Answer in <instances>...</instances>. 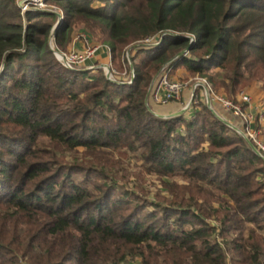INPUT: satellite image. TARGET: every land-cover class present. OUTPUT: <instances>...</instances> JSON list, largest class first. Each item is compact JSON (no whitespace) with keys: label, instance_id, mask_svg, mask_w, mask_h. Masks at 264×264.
Returning a JSON list of instances; mask_svg holds the SVG:
<instances>
[{"label":"trees","instance_id":"trees-1","mask_svg":"<svg viewBox=\"0 0 264 264\" xmlns=\"http://www.w3.org/2000/svg\"><path fill=\"white\" fill-rule=\"evenodd\" d=\"M47 3L63 13L59 49L79 22L118 69L128 48L160 39L132 50L131 82L113 81L57 57L56 13L0 0V264H264V156L201 86L191 116L148 102L164 68L233 101L253 82L264 91V0ZM144 173L168 196L151 200Z\"/></svg>","mask_w":264,"mask_h":264},{"label":"built area","instance_id":"built-area-1","mask_svg":"<svg viewBox=\"0 0 264 264\" xmlns=\"http://www.w3.org/2000/svg\"><path fill=\"white\" fill-rule=\"evenodd\" d=\"M18 3L20 7L22 8L23 12L27 10H55L57 7H51L47 0H18ZM22 4V5H21ZM160 37L155 36L148 38L144 41H141L137 43V46L142 47H148L153 44H157L159 42ZM194 40V39H192ZM136 46V47H137ZM53 50L55 51L57 57L69 68L71 69H79L86 61V69H96L100 68L103 65H97V64H87L88 61L96 56V54L99 52L100 49H105L107 53L111 54V49L108 45H94L91 47L86 48V50L83 51H70L68 53L63 52L57 47L53 46ZM131 50V49H130ZM129 62L130 67V55L129 51L126 52V57L124 59V62ZM103 68L106 69V67L103 66ZM131 78L134 79L135 77V71L131 67ZM112 78L113 74H112ZM194 85H193V91L198 86H203L202 90V99L208 100V98L211 100V106L213 107V103H219L223 108L233 113L236 117L240 118L243 121V127L242 130L238 131L241 134H243L249 141L252 142V144L259 150L260 154L264 156V132L262 128L257 127V121L263 125L264 117V106H262L259 118L256 121L255 116L250 113L248 110L243 107V105L237 101H233L229 98H227L225 95H223L220 92H216L212 84L208 81L207 78L204 77H196L194 78ZM115 80V79H114ZM189 83L180 81V80H174L171 79L169 76V70L163 69L162 72L155 78V80L152 83L151 91H150V97L149 101L154 104L163 105L170 102L180 101L182 100L184 96V92L187 89V85ZM244 95L243 102L250 103L251 97L242 93ZM195 96L190 99L188 102V105H186L184 108L187 110L192 105V102L194 100Z\"/></svg>","mask_w":264,"mask_h":264},{"label":"rangeland","instance_id":"rangeland-1","mask_svg":"<svg viewBox=\"0 0 264 264\" xmlns=\"http://www.w3.org/2000/svg\"><path fill=\"white\" fill-rule=\"evenodd\" d=\"M51 6V5H50ZM54 6V5H53ZM53 6H51V7H53ZM54 7H57V9H55L56 11H58V12H62V10L60 9V7H58V6H54ZM75 33H74V35H73V39L75 38V39H78V40H81V41H83L84 42V44H85V48H84V50H81V51H85L86 50V48H88V47H91V46H93V45H104L105 43H103V42H101L100 41V39L98 40L97 39V36L92 32V31H90V30H87V29H85V27L82 25V24H80L79 22L75 25ZM51 42V41H50ZM54 44H55V46L57 47V45H56V43L54 42ZM107 45V44H106ZM138 45V44H137ZM136 45V46H137ZM136 46H132V47H130V48H128L127 49V51H130V53H129V55H130V63H131V67H132V65H133V60H132V50L136 47ZM151 46V45H150ZM138 47H142V46H137L136 48H138ZM136 48H135V50H136ZM57 49H59L58 47H57ZM131 49V50H130ZM59 50H61V51H63V52H66V53H68V54H70L69 52V49H68V46L66 47V48H64V49H59ZM73 51V50H72ZM74 51H79V50H76V49H74ZM80 51V52H81ZM109 56H110V58L109 59H107V61H108V65H109V67H110V69H111V72H112V74H113V77H114V79H115V81L117 80H120L121 82L123 81V82H131L133 79L131 78V72L129 71L130 70V64H129V62L127 61V62H124V69H118V68H116V66H115V64L113 65V62H112V60H111V54L109 53ZM93 59V58H92ZM88 64V63H87ZM115 66V67H114ZM79 69H86V61H85V63L81 66V68H79ZM100 69H103L104 71H105V73L107 74V72H106V69L105 68H100ZM181 69L180 68H178L175 72H171V71H169V76L171 77V79H174V80H180V81H183V82H186V83H189L187 86V96H186V100H185V104L184 103H182L181 101H183V98H182V100H180V101H175V102H180V104L182 103V108H181V110L182 109H184V107L186 106V105H188V102L190 101V99L192 100V96H190V95H192L193 94V92H194V96H195V94H196V89L193 91V85H194V78H196V77H200V76H193V75H191L188 71H180ZM115 75H117V77L115 76ZM262 85H263V83L262 82H253L249 87H247V88H244L239 94H242V93H244L245 92V94L246 95H248V96H250L251 94H253L254 92H253V90H260V88H261V91H262V94L261 95H263V99H261V100H263L262 101V103H263V106H264V91H263V89H262ZM202 88H203V86H201ZM203 90V89H202ZM219 92L220 93H222L223 95H225L227 98H229V99H231V100H233L232 98H230L229 96H227V94L223 91V90H219ZM247 93H249V94H247ZM251 97V96H250ZM236 101H237V98H236ZM238 102V101H237ZM242 105H243V107H246L247 108V104H246V102H240ZM149 105H151L150 103H148ZM213 105H214V103H213ZM153 106H151V108H152ZM214 107L216 108V112L220 115V113H222L223 115H226V113H231L230 111H228V110H226L225 108H223L221 105H219V104H215L214 105ZM152 110H153V112L155 113V114H157V115H159V116H163V117H168V116H170V115H168V116H164V115H161L160 113H157L155 110H154V108H152ZM218 110V111H217ZM177 112H179V111H176V112H174V113H177ZM186 112L188 113V112H190V114H188V116H191V114H192V112H193V107H189V109L188 110H186ZM173 113V114H174ZM235 123V122H234ZM236 124V123H235ZM238 129H240V130H242V127H243V125H238ZM264 135V134H263ZM40 144L42 145V146H47V145H49V140L47 139V138H43L41 141H40ZM80 151H82L83 149L82 148H80L79 149ZM67 157H68V159L69 160H71L72 159V157H73V152H67ZM135 156H134V154H130V158L132 159L131 160V162L132 163H135V158H134ZM139 163V162H138ZM137 169V170H136ZM130 170L132 171V172H135V171H139V170H141L140 168H135V167H130ZM131 182H136L137 181V177H135V175H133V176H131L130 177V179H129ZM144 180H145V185H146V187H148V189L150 190V194L148 195L149 196V198L151 199V200H154V201H158V198L156 197V193L159 191V190H162V194H164V195H166V196H168V192L167 191H165L164 190V186H163V184H162V179L161 178H159L157 175H155V174H146V173H144ZM164 180H166V181H177V182H184V179H182L181 177H174V178H171V179H169V178H164Z\"/></svg>","mask_w":264,"mask_h":264},{"label":"crops","instance_id":"crops-1","mask_svg":"<svg viewBox=\"0 0 264 264\" xmlns=\"http://www.w3.org/2000/svg\"><path fill=\"white\" fill-rule=\"evenodd\" d=\"M104 45H106V44H104ZM84 48H85L84 42L81 40L75 39V38L68 45L69 51H72L74 49L81 51V50H84ZM109 58H110V56L107 53V51L105 49H100L99 52L96 54V56L93 59H90L88 61V64L89 65H91V64H97V65L107 64L108 63L107 59H109ZM180 69H181L180 70L181 72L183 70L187 71L184 67H181ZM253 92L254 93L250 95L251 101H250V103H246L247 108L245 107V109L248 110L250 113H252L255 116L256 121H257V119L259 118L260 110L263 106V103H262L263 100H261V99H263V95H261L262 94L261 88H260V90H253ZM187 94L188 93H187V89H186L184 92L183 101H181L184 104H185ZM244 94H245V92H244ZM247 94H249V93H247ZM190 96H192V95H190ZM243 100H244V95L239 94L237 96V101L240 103ZM182 103L180 104V102H170L167 104L158 105V104H154L152 102V106L157 113H160L161 115H164V116H168V115L173 114L176 111H181ZM215 104L216 103H214V105ZM217 104H219V103H217ZM214 105H213V108H214V110H216ZM219 105H221V104H219ZM188 114H190V112H188ZM220 115L224 119H226L227 121L232 123L234 126H236L237 128H239L238 125L239 126L243 125V121L240 118L236 117L233 113H226V115H223L222 113H220Z\"/></svg>","mask_w":264,"mask_h":264},{"label":"water","instance_id":"water-1","mask_svg":"<svg viewBox=\"0 0 264 264\" xmlns=\"http://www.w3.org/2000/svg\"><path fill=\"white\" fill-rule=\"evenodd\" d=\"M21 5H22V4H21ZM47 11H49V12H54V13H56V14L58 15V22L56 23V25H55L54 28H53V31H52V37H51V47H52V49H54L53 46H54L55 32H56V30L58 29V27L61 25V23H62V21H63V13H62V12H58V11H56V10H47ZM189 51H190V47L187 48V49H185L184 51H182L177 57H180V56L186 55ZM129 53H130V51H129ZM103 66L106 67L107 76H108L111 80L115 81V80L112 78V72H111V69H110L109 65L107 64V65H103ZM103 66L100 67V68H103ZM132 68H133V70H134V66H133V65H132ZM134 71H135V70H134ZM150 91H151V87H150V90H149V97H150ZM194 92H195V91H194ZM194 92H193V94H192V98L194 97ZM149 97H148V102H149ZM207 104L209 105V107H211V108L213 109V111L215 112V114H216L221 120H223L224 122H226L229 126H231L232 128L236 129L237 131H240L236 126H234L232 123H230L229 121H227L226 119H224L221 115H219V114L214 110V108L211 106V100H210L209 98H208V100H207ZM186 110H187V108H186V109L184 108V109H182L181 111H179V112H177V113L171 114L170 116H177V115H180V114L184 113ZM250 143L252 144L251 141H250ZM253 146H254V145H253ZM254 149L256 150L257 153L260 154L259 150H258L255 146H254Z\"/></svg>","mask_w":264,"mask_h":264}]
</instances>
